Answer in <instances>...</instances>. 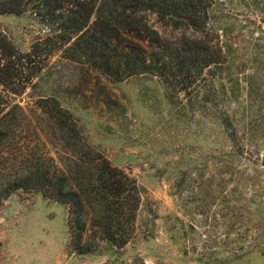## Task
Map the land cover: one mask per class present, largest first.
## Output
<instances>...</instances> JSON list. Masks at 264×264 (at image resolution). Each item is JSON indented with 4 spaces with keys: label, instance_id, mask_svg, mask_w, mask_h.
I'll list each match as a JSON object with an SVG mask.
<instances>
[{
    "label": "rangeland",
    "instance_id": "rangeland-1",
    "mask_svg": "<svg viewBox=\"0 0 264 264\" xmlns=\"http://www.w3.org/2000/svg\"><path fill=\"white\" fill-rule=\"evenodd\" d=\"M210 15L228 44L224 88L189 100L150 74L115 82L58 52L45 57L56 40L46 22L0 14V30L22 52L37 47L43 65L18 102L28 108L54 96L89 146L142 191L126 245L79 253L67 206L17 190L0 205V264H264V0H213ZM147 17L162 38L184 32ZM225 112L239 146L228 139Z\"/></svg>",
    "mask_w": 264,
    "mask_h": 264
},
{
    "label": "trees",
    "instance_id": "trees-1",
    "mask_svg": "<svg viewBox=\"0 0 264 264\" xmlns=\"http://www.w3.org/2000/svg\"><path fill=\"white\" fill-rule=\"evenodd\" d=\"M212 3L0 0V14L28 12L46 22L56 40L45 57L58 52L115 82L150 74L190 100L207 87L215 96L224 88L229 50L211 23ZM147 13L183 30L182 36L162 38ZM36 49L20 51L0 30V205L17 190L40 193L67 206L70 245L77 252H89L100 242L122 248L135 232L142 191L135 178L89 146L54 96L40 97L28 108L15 98L34 86L43 69ZM222 124L229 141L239 146L238 129L226 112Z\"/></svg>",
    "mask_w": 264,
    "mask_h": 264
},
{
    "label": "water",
    "instance_id": "water-1",
    "mask_svg": "<svg viewBox=\"0 0 264 264\" xmlns=\"http://www.w3.org/2000/svg\"><path fill=\"white\" fill-rule=\"evenodd\" d=\"M262 164L264 165V159L262 160Z\"/></svg>",
    "mask_w": 264,
    "mask_h": 264
}]
</instances>
